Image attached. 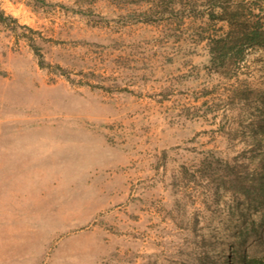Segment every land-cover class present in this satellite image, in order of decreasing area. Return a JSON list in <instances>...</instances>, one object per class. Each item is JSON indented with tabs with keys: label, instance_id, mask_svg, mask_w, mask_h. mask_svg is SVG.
I'll list each match as a JSON object with an SVG mask.
<instances>
[{
	"label": "rangeland",
	"instance_id": "obj_1",
	"mask_svg": "<svg viewBox=\"0 0 264 264\" xmlns=\"http://www.w3.org/2000/svg\"><path fill=\"white\" fill-rule=\"evenodd\" d=\"M177 1L0 0V264H264L222 171L264 149V44L217 74Z\"/></svg>",
	"mask_w": 264,
	"mask_h": 264
},
{
	"label": "trees",
	"instance_id": "obj_2",
	"mask_svg": "<svg viewBox=\"0 0 264 264\" xmlns=\"http://www.w3.org/2000/svg\"><path fill=\"white\" fill-rule=\"evenodd\" d=\"M208 20L222 21L226 28L218 27L213 32H200L198 39L205 40L208 62L211 70L217 74L232 75L240 68L245 52L251 47L264 44V25L260 14L254 13L249 0H206ZM180 1L169 0L171 9L179 8ZM25 27L17 23L16 18L5 14L0 8V24ZM12 25V26H13ZM13 26V27H14ZM39 54V53H38ZM40 55V54H39ZM42 59H40V64ZM229 74V75H230ZM239 90V89H238ZM237 90V91H238ZM238 99H246L247 88L241 89ZM233 97L236 96L235 90ZM264 146V145H263ZM259 162L248 171L241 165L223 164L226 172L223 181L225 187L251 203L264 206V149L260 150Z\"/></svg>",
	"mask_w": 264,
	"mask_h": 264
}]
</instances>
